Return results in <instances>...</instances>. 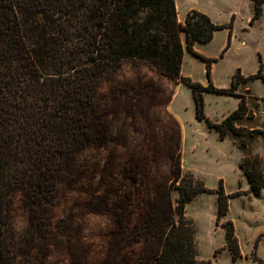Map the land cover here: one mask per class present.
<instances>
[{
  "label": "trees",
  "instance_id": "trees-1",
  "mask_svg": "<svg viewBox=\"0 0 264 264\" xmlns=\"http://www.w3.org/2000/svg\"><path fill=\"white\" fill-rule=\"evenodd\" d=\"M252 1L250 23L261 17L264 2ZM232 20L233 15L227 25L214 24L204 12L190 9L181 24L174 0H0L2 264H15L11 193L23 194L28 231L32 241H38L51 237L58 226L53 216L62 188L90 180L96 188L83 202L84 209L109 214L115 223V243L104 264H199L185 204L209 188L192 172L183 171L178 121L171 116L173 126L157 130L152 121H161L145 109L143 100L148 96L137 85L123 83L108 104L101 103L98 86L109 63L143 62L188 86L196 119L216 130L220 139L240 134L236 121L248 117L250 109L247 96L236 89L255 79L264 84L261 55L254 74L246 76L236 68L229 87H215L211 67L217 58L193 49L196 41L208 42L216 30L227 28L222 56L231 43ZM181 31L188 51L205 62L206 85L181 75ZM204 92L236 95L239 104L213 123L205 114ZM134 133L158 143L147 148L130 145L127 140ZM247 161L244 157L239 164L247 193L259 196L264 173L244 167ZM173 190L178 193L176 205ZM214 193L215 223L224 230V245L236 260L242 254L233 222L220 218L228 212L229 198L240 193H225L222 179ZM126 247L131 248L130 255ZM72 253L75 264H87L76 251Z\"/></svg>",
  "mask_w": 264,
  "mask_h": 264
},
{
  "label": "rangeland",
  "instance_id": "rangeland-1",
  "mask_svg": "<svg viewBox=\"0 0 264 264\" xmlns=\"http://www.w3.org/2000/svg\"><path fill=\"white\" fill-rule=\"evenodd\" d=\"M190 6L199 11L213 10L220 20H225L229 7L237 11L236 36L232 37L227 53L220 56L223 49L220 48L223 40L221 33L202 46L212 54L211 57L217 58L211 68V81L215 87H228L236 68H240L246 76L254 74L258 67V54L264 66V9L261 18L249 32H245V17L252 11L250 0H188L179 6L180 14ZM183 71L193 80L207 83L204 62L187 51ZM123 83L137 85V89L147 94L148 97L143 100L145 109L153 119L161 121H152L155 129L172 127L171 116L175 117L181 128L183 171L192 172L209 188V191L197 194L185 204V215L194 226L199 264H264V187L259 196L247 193L249 187L239 168L245 157L248 161L244 167L264 173V113L259 112L264 108V102L258 97L264 96V84L255 79L240 85L238 93L247 96L250 114L236 121L240 134L228 133L229 139L220 140L216 130H210L205 121L196 119L192 93L186 85H175L173 81L156 76L143 62L124 59L106 67L98 86L101 103L108 104L113 91L121 88ZM236 102L237 97L208 92L204 94L205 114L213 123H218L215 120H222V114L232 111ZM253 112L258 114L257 117ZM134 126L142 129L140 124ZM127 142L142 145L143 148L158 143L141 139L138 133H134L133 139L129 137ZM255 156L259 157L258 161H255ZM162 171L165 174L168 172L165 167ZM219 179L223 181L225 193H240L229 198L228 212L220 218V222L227 219L233 222L242 254L236 260H232L224 245V230L215 223L217 195L214 191ZM94 188L96 184L93 180L84 185L64 186L54 209L53 217L58 226L51 237L38 241H32L28 231L29 211L23 194L20 191L11 193L9 226L15 264H75L74 251L86 259L87 264H104L109 247L115 243V223L109 214L84 209L83 202ZM171 196L176 205L177 191L173 190ZM124 251L129 255L132 253L129 247Z\"/></svg>",
  "mask_w": 264,
  "mask_h": 264
},
{
  "label": "crops",
  "instance_id": "crops-1",
  "mask_svg": "<svg viewBox=\"0 0 264 264\" xmlns=\"http://www.w3.org/2000/svg\"><path fill=\"white\" fill-rule=\"evenodd\" d=\"M188 0H174V4H175V7H176V11H177V20H178V22L179 23H181V24H183L184 23V19H185V15H186V13L190 10V9H193L191 6L190 7H188V9H186L183 13H181L180 14V11H179V6L180 5H183V4H185L186 2H187ZM226 1H228V0H226ZM251 2H252V11L249 13V14H247V16L245 17V23H246V27L245 28H243V31H245V32H249V30H250V28L252 27V25L256 22V21H258L259 19H257V20H255L253 23H250V19H251V17H252V15H253V7H254V3H253V1L252 0H250ZM263 9H264V2H263V4H262V14H263ZM202 12H204L205 14H207L208 16H209V18H210V20L214 23V24H223V25H227L230 21H231V17H232V15H233V20H232V37H235L236 36V23H237V11L234 9V8H231V7H229L227 10H226V12H225V20H220L219 19V17H218V14L215 12V11H213V10H203ZM262 16V15H261ZM218 33H221L222 35H223V40L221 41V44H220V48H224V46H225V44H226V42H227V35H228V29L227 28H222V29H219V30H216L214 33H213V37H212V39L210 40V41H212L214 38H215V36L218 34ZM180 39H181V44H182V48H183V56H182V63H181V75L182 76H187L188 74L187 73H185L184 71H183V64H184V57H185V52L187 51V52H189L188 51V49H187V47H186V35H185V33L183 32V31H181L180 32ZM210 41H208V42H205V43H202V42H195L194 44H193V49L195 50V51H197V52H199L200 54H202V55H204V56H207V57H211V53H208L207 51H205L204 49H202V46L204 45V44H207V43H209ZM232 45V39H231V43H230V46ZM230 46H229V48H230ZM229 48L225 51V53L222 55V56H224L226 53H227V51L229 50ZM222 51V50H221ZM189 53H191V52H189ZM221 53V52H220ZM192 54V53H191ZM193 55V54H192ZM194 57H196L195 55H193ZM198 58V57H197ZM200 59V58H199ZM201 60V59H200ZM204 62V61H203ZM204 64H205V62H204ZM145 66L149 69V71L151 72V73H154L156 76H159V77H161L162 79H167V80H170V81H173L174 83H175V85H179V84H183V83H181V82H177V81H175V80H173V79H170V78H168V77H166V76H164V75H162V74H160V73H158V72H156L155 70H152L150 67H148V65H146L145 64ZM212 68V67H211ZM206 70V69H205ZM206 74V73H205ZM187 77H189V76H187ZM207 78V77H206ZM256 80H259V79H256ZM231 81V80H230ZM207 84V83H206ZM206 84H203V85H206ZM183 85H185V84H183ZM230 85V84H229ZM188 87V86H187ZM229 87V86H228ZM240 87V86H239ZM238 87V88H239ZM189 88V87H188ZM238 88H237V90H236V92L238 93ZM206 93H208V92H204V94H206ZM223 95H225V94H223ZM172 96H173V91H172V94H171V97H170V99H169V101H168V105H167V109H168V106H169V103H170V101H171V99H172ZM227 96H234V97H237L238 98V102H236V104H235V106H234V109H236L237 108V106H238V104H239V97L238 96H236V95H227ZM193 97V96H192ZM259 98H261L262 100H263V102H264V96H262V97H260V96H258ZM248 100V99H247ZM194 101V100H193ZM247 103H248V101H247ZM248 105H249V103H248ZM233 109V110H234ZM194 110H195V103H194ZM232 110V111H233ZM169 111V110H168ZM232 111H230V112H226V113H224V114H222V118L224 119L229 113H231ZM259 112H263L264 113V108H262V109H260V111ZM169 113L171 114V112L169 111ZM253 115H255L256 117H257V113H255V112H253L252 113ZM172 115V114H171ZM173 116V115H172ZM174 117V116H173ZM175 118V117H174ZM222 119V120H223ZM222 120H220V121H222ZM216 122H220L219 120H215ZM208 127V126H207ZM209 128V127H208ZM210 129V128H209ZM211 130V129H210ZM214 132H216L215 130H214ZM216 134H217V136H218V133L216 132ZM218 138H219V136H218ZM220 139V138H219ZM225 139H229V138H225ZM220 140H224V139H220ZM235 145V144H234ZM236 146V145H235ZM237 147V146H236ZM238 148V147H237Z\"/></svg>",
  "mask_w": 264,
  "mask_h": 264
}]
</instances>
